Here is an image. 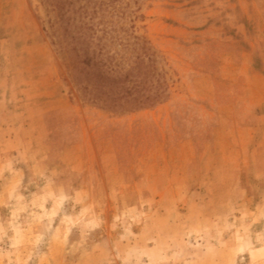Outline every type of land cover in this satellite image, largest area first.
Returning a JSON list of instances; mask_svg holds the SVG:
<instances>
[{
    "label": "rangeland",
    "instance_id": "rangeland-1",
    "mask_svg": "<svg viewBox=\"0 0 264 264\" xmlns=\"http://www.w3.org/2000/svg\"><path fill=\"white\" fill-rule=\"evenodd\" d=\"M104 1L161 102H89L55 11L0 0V264H264V0Z\"/></svg>",
    "mask_w": 264,
    "mask_h": 264
},
{
    "label": "trees",
    "instance_id": "trees-1",
    "mask_svg": "<svg viewBox=\"0 0 264 264\" xmlns=\"http://www.w3.org/2000/svg\"><path fill=\"white\" fill-rule=\"evenodd\" d=\"M55 11L50 36L71 59L72 78L89 102L112 110L164 100L168 83L157 51L127 24L128 7L104 0H45Z\"/></svg>",
    "mask_w": 264,
    "mask_h": 264
}]
</instances>
